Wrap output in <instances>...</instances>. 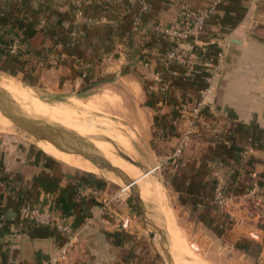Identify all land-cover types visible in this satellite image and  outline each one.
I'll return each mask as SVG.
<instances>
[{
	"label": "crops",
	"instance_id": "1",
	"mask_svg": "<svg viewBox=\"0 0 264 264\" xmlns=\"http://www.w3.org/2000/svg\"><path fill=\"white\" fill-rule=\"evenodd\" d=\"M211 2L148 0L149 11L143 14L135 0H0V65L35 84H49L56 95L76 94L83 79L73 68L81 71L88 65L99 79L90 96L103 91L99 96L111 97L95 102L96 109L119 115L128 128L113 124L132 133L133 141L135 130L147 145V157L159 160L154 169H161L176 202L181 238L193 242L212 264H264V242L250 236L247 209L236 206L223 217L210 204L207 168L215 162L233 173L247 157L246 171L235 173L236 189H246L254 179L262 187L264 203V0L219 4L204 31L184 45L200 61L192 70L175 63L166 66V53L179 44L153 33L154 25L180 26L184 10H201ZM14 42L19 44L16 56L5 49ZM157 75L170 85V96L188 106L211 87L198 130L178 162L169 157L186 122L174 123L175 130L168 128L165 137L157 135V116L171 113L161 103L148 105L158 93ZM95 174L19 138L0 135V264H45L69 241L53 228L34 225L23 211L25 204L70 219L79 241L74 256L82 264H137L148 241V225L138 219L130 201V208L125 206L120 191ZM98 187L120 199L114 214L89 194ZM163 210L167 217L171 208ZM127 216L130 226L123 229L121 221ZM166 236L167 247H172ZM163 252L170 258V248Z\"/></svg>",
	"mask_w": 264,
	"mask_h": 264
},
{
	"label": "built area",
	"instance_id": "2",
	"mask_svg": "<svg viewBox=\"0 0 264 264\" xmlns=\"http://www.w3.org/2000/svg\"><path fill=\"white\" fill-rule=\"evenodd\" d=\"M86 1V0H80ZM90 1V0H87ZM143 14L148 13L149 3L148 0H135ZM212 4L204 9H186L183 12V22L180 26H168L165 24H156L153 27V33L159 36L166 37L179 44L177 48L169 50L165 55L164 63L166 66L170 64H179L189 69L196 68L200 61L198 57L189 49L185 48L188 42L198 37L205 29L208 20L214 14L217 6L224 2V0H211ZM7 51L16 56L19 51L18 42L6 47ZM224 54L218 55L219 63L223 61ZM214 70L219 75V67L215 66ZM91 70L88 65L81 66V78L89 76ZM217 75H214V79ZM158 82V98L159 103L166 105L164 101L167 96H170V85L164 82L159 75L155 76ZM211 91V87H207L201 95V100L193 106L176 102L174 112L178 114L176 123H180L183 120L186 122V127L179 134L178 145L169 157V160L178 162L183 159L185 150L189 141L195 135L198 130L200 119L207 109V97ZM249 166L247 157H244L237 169L233 170V173L226 172L215 162H210L207 165L208 175L212 183L213 197L210 204L216 208L220 216H230L232 210L236 206H242L247 209L248 217L250 219V226L253 232L250 236L255 240L264 242V203L262 198V187L259 182L253 179L252 183H249L244 190H237L234 176L237 172H244ZM160 167V166H158ZM247 174L254 177V173L251 170H247ZM128 187L121 189L120 194L125 195L123 200L125 206L129 207V196L126 194ZM89 194L102 206L104 211L114 214L116 212V200L120 201L118 197L116 199L110 198L106 187H98L97 189H90ZM130 208V207H129ZM23 211L29 220L37 226H47L55 229L56 231L65 234L69 241L58 252V254L45 264H82L81 261L75 259L74 252L79 249L78 246V233L75 231L74 226L69 218L54 212H45L33 206L31 204H25ZM129 216V215H128ZM124 218L121 221V227L128 229L130 226L129 217Z\"/></svg>",
	"mask_w": 264,
	"mask_h": 264
},
{
	"label": "rangeland",
	"instance_id": "3",
	"mask_svg": "<svg viewBox=\"0 0 264 264\" xmlns=\"http://www.w3.org/2000/svg\"><path fill=\"white\" fill-rule=\"evenodd\" d=\"M3 69H9L11 71H15L8 66L0 65V78L1 77L14 78L20 85L28 88L30 92L37 99L41 100L42 103L48 106L49 105L56 106L57 104H62L64 107H68L72 112V119L74 120L81 118L80 116L86 119H92V120H97L99 118H107L112 123H117V124L122 125L125 128H128L126 123L122 121L119 115L117 116L116 114L111 113L110 111H107L106 108H105V111L103 110L101 112H96L93 110L92 111H88L85 109L83 110L82 106L79 105L80 102L85 103V104H88V103L96 104L95 102H97V100L100 99L99 94L102 93L103 91L97 92L93 96H90V93H84V94L79 95L78 92H76V94H72V93L66 94L65 93V95H56L50 91L52 87H50L49 84L46 86L43 83L35 84L33 80L32 81L28 80L24 78L22 75H20L19 73H17L15 76H12L4 72ZM44 83L47 84L48 82H44ZM0 106L5 108L6 111L10 115L14 116L17 120L19 119L21 121L31 122L32 124L40 127L39 129L40 131L37 129L22 128L20 126H17L11 120V122L13 123V127L8 130H3L0 128V135L19 138L28 144H33V146H36L37 148H40L38 146L39 141H48L52 144H54L55 142V144L57 145V148L63 152H66V153L68 152L70 154L74 153L75 155L88 154V155L98 157L102 160H105L106 158L104 157V155L91 142L93 140L95 141L98 140L101 142H106L113 146V148L116 151V153H114L116 158L121 162V164H124L125 166L128 167V169H124V168L122 169L124 172H126V174H128V177L130 178L131 181L137 180V176L134 174V171L135 172L140 171L143 173L153 171L151 175L161 184V188H162L161 197L164 200L163 207L167 208L168 206V208H171L175 221L177 222V209L175 207L176 202L172 194L167 190L168 188L163 181L164 179H163V174L161 172V169H154L159 164V160H155V159L150 160L147 157V151H146L147 145H145L143 138L140 137L139 134L135 130H132L131 128H129L136 135V139L133 141L135 155L132 158L126 155V153L120 146H118L116 143H114L112 140H110L106 136L96 135L97 137L92 136V137L86 138V137L80 136L74 130L66 128L63 125L55 121H51L47 119L46 120L40 119L38 121L35 120L34 116L27 110V108L26 109L21 108V106L2 87H0ZM0 113L4 117L8 118L4 114V112H2V110L0 111ZM121 131L125 133V130L122 129ZM159 152L161 153L160 149H159ZM80 156L83 158L85 157L82 155ZM84 159L90 161L86 157ZM105 161L108 162L107 159ZM131 164L137 165V167H140L139 168L140 170L137 168H134ZM129 166L132 168V170ZM96 168L99 169L96 173L98 172L99 173L95 175L99 176L102 180H104L106 184L114 186L115 189L118 191H121L122 188L126 187L125 186L126 184L124 183V181L118 178L116 175L115 176L117 177V180L112 175L106 173V172H109L108 170L102 169L106 171L102 173V171L100 170L101 168L97 166ZM135 187L138 188L137 191L140 193L139 187L137 185ZM126 194L129 196L127 200H129L132 203V206L136 207L135 211H136V215L138 219L148 225L146 226L148 241H145V244L143 245V249H145V254L148 251L151 252L152 250H155V252L151 255V257L152 256L155 257L157 264H175L176 262L175 256H174L175 250L178 253L179 257L182 258L183 261H186L188 263L193 264L194 261L199 260L200 262L204 264H212L210 263L209 258L203 257L201 255L203 251L198 250L197 247L194 246L195 244L189 240L183 239L184 246L183 247L179 246L180 248L178 247L175 250L173 249L174 248L173 245L172 247H167L169 243L167 241L168 239L167 236L165 237V233H168V229L167 230L165 229L164 221H163V217L164 216L166 217V215L163 210V207H161V199H159L157 195L147 200H143L141 198L142 201L140 205L137 198L134 196V192L131 189H128ZM140 196H141V193H140ZM124 197L126 198L125 195L123 196V198ZM166 220H167V217H166ZM163 234H164L165 242L163 241ZM163 242L166 243L165 244L166 249L170 248V251H171L170 258L168 256L166 257L165 253L163 252V249H162ZM159 253L161 255H159Z\"/></svg>",
	"mask_w": 264,
	"mask_h": 264
},
{
	"label": "bare ground",
	"instance_id": "4",
	"mask_svg": "<svg viewBox=\"0 0 264 264\" xmlns=\"http://www.w3.org/2000/svg\"><path fill=\"white\" fill-rule=\"evenodd\" d=\"M0 87H2L5 91H7V93L21 106V108H25V109L27 108V110L34 116L35 120L38 121L40 119L43 120L47 119V120L55 121L66 128L74 130L80 136L86 138L92 136L94 137L96 135L106 136L114 143H116L118 146H120L128 156L133 158V156L135 155V150L132 147V143H131L134 139L133 134L129 133L128 131L127 133L124 134L123 132L120 131L122 128L119 130L118 128L120 127L113 124L111 121L107 120L106 118H99L97 120H92L80 116L81 118L74 120L72 119V112L68 107H64L62 104H57L56 106H52V105L48 106L42 103L41 100L37 99L30 92L28 88L20 85L14 78L1 77ZM99 98H100L98 99L99 102H105V101L109 102L111 100V97L108 93H105L102 97L100 96ZM79 105L82 106L83 110L85 109L88 111L93 110L99 112V110L96 109V106L98 107V103L96 104L88 103L84 105V103L82 104L80 102ZM12 127H13V123L11 122V120L4 117L0 113V128L3 130H8ZM92 143L104 155V157L113 167L120 169L121 171H123L122 168L128 169L127 166L121 164V162L116 158V156L114 155L116 151L111 144H108L106 142H101L98 140L97 141L93 140ZM38 146L44 152L48 153L49 155L53 156L58 160L67 163L70 166H73L74 168L76 167L94 173L99 170L98 168H96V165L94 166L93 163L84 159L83 157L79 155H75L74 153L70 154L68 152L67 153L63 152L59 150L57 146H55L54 144L48 141H39ZM100 170L103 173L106 172L102 169ZM106 173L112 175L117 180V177L113 173L110 172H106ZM124 173L126 174V172ZM152 173L153 171H151L149 174L146 175V173L140 171L137 172L134 171V174L137 176V180H135L136 185L140 189L141 198L143 200H147L157 195L158 198L161 199V206L163 207L164 200L161 197L162 195L161 184L151 175ZM167 223H168L167 224L168 233L171 238L172 245L174 247L173 249L175 250L179 246L183 247L184 240L181 238L180 231L176 225V221L171 210H168ZM174 252H175L174 256H175L176 264H191L186 261H183L182 258L179 257L176 250ZM193 264H204V263L200 262L199 260H196L193 262Z\"/></svg>",
	"mask_w": 264,
	"mask_h": 264
},
{
	"label": "trees",
	"instance_id": "5",
	"mask_svg": "<svg viewBox=\"0 0 264 264\" xmlns=\"http://www.w3.org/2000/svg\"><path fill=\"white\" fill-rule=\"evenodd\" d=\"M5 49H6V47H5ZM16 63H18L20 68H22V69L25 68V65L24 64H20L18 62V60H16ZM73 69H74V71H76L75 75L77 77H81V75H82L81 71L80 70L77 71V70H75V68H73ZM3 71L8 73V74H10V75H12V76H15L18 73V71H11L9 69H3ZM98 83H99V79L96 77L95 74L90 72L89 76H87L86 78H83L82 85H81V87H80V89L78 91L79 95L84 94V93L92 92L96 88ZM164 101L166 102L165 106L169 107L171 109L170 110L171 113L167 114V115L159 114L157 116V119H156V131H157V135L159 137H165L166 136L165 131L168 128L171 129V131H174L175 127H176L174 123H176V120L178 119V114L176 112H174V108H173L175 106V103L177 102L176 99L171 97V96H167ZM158 103H159L158 95L157 94H152L150 102H149L148 105L150 107H152V108H156ZM155 148H156V151L158 152V154H161L159 152V150H157V146ZM144 255H145V249H143L142 254H141L140 257L139 256L136 257V258H138L137 264H157V261H156L155 257L152 256L151 258L146 259ZM133 257H135V256L133 255Z\"/></svg>",
	"mask_w": 264,
	"mask_h": 264
},
{
	"label": "water",
	"instance_id": "6",
	"mask_svg": "<svg viewBox=\"0 0 264 264\" xmlns=\"http://www.w3.org/2000/svg\"><path fill=\"white\" fill-rule=\"evenodd\" d=\"M2 112H4V114L10 119L12 120L17 126H20L22 128H30V129H37L39 130L40 127H38L37 125L32 124L31 122H26V121H21V120H17L14 116L10 115L5 108L1 107ZM40 131V130H39ZM54 145L57 146L54 142ZM82 156H85L86 158H88L94 165H96L97 167L101 168V169H106L109 172L113 173L114 175H116L118 178L122 179L124 181V183L126 184L125 186L128 187L129 189H131L134 192V196L137 198L139 204L141 203L142 199L140 196V193L137 191V187L136 186V181H131L130 178L128 177V175H126L123 171H121L120 169H117L115 167H113L109 162L102 160L98 157L92 156V155H88V154H80ZM79 155V156H80ZM84 157V158H85ZM137 167V165H134ZM140 168V167H137ZM150 172H147V174H149ZM141 205V204H140ZM164 234H163V241H164ZM165 242V241H164ZM163 242V250H165L166 252V248H165V244ZM169 257V255H167Z\"/></svg>",
	"mask_w": 264,
	"mask_h": 264
}]
</instances>
